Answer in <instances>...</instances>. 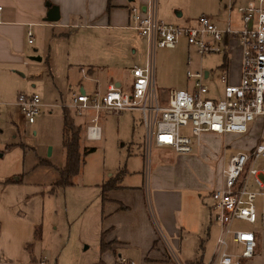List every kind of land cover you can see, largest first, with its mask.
<instances>
[{
	"label": "rangeland",
	"instance_id": "1",
	"mask_svg": "<svg viewBox=\"0 0 264 264\" xmlns=\"http://www.w3.org/2000/svg\"><path fill=\"white\" fill-rule=\"evenodd\" d=\"M165 1L167 0H159L160 12ZM247 1L233 0L230 11L225 5L228 0H178L177 8L178 10L185 9V15L190 12L197 14L205 12L209 15L214 13L212 16L222 25L228 23L230 15L232 24L235 25V20L240 16L239 6ZM176 10L172 11L175 15ZM179 18L176 15V17L165 20L181 22L182 17ZM54 28L44 27L45 37L41 30L43 28L34 31L37 41L29 44L30 53L26 55L28 64L14 68L13 76L9 74L10 77H8L4 71H0V91L11 96L10 99L0 96V102L5 103L9 100L10 106L17 111L15 121L9 120L10 122L6 123L3 120L5 124L0 127L4 129L0 135L6 139V142H21L22 140L24 142V144L6 149V153L0 156V177L5 176L6 171H11L9 172L11 175L22 174L26 180L45 186L44 228L45 245H48L50 249L48 262L93 264L99 259L97 231L99 222L95 217L97 211L94 210L96 208L94 203L105 184L111 180H123L124 183H145L147 186L149 176L155 171L154 162L171 164L177 162L173 158L162 156L161 148L155 145L148 146L146 128L142 123L140 111L107 110L103 112L98 121L103 134L102 138L86 141L87 144L95 147L93 150L85 153L84 146L82 148L84 161L80 171L73 178L74 183L56 186L54 190H51L52 183L59 175L58 167L61 166L60 163L63 164L65 154V150L61 149L64 126L63 107L43 106L36 121L29 122L15 103L17 93L18 91L38 92L43 101L50 102L61 100L60 90L64 98L69 97L71 92L77 89L75 82L70 79L73 72L77 73L75 64L73 63L72 66L69 64L75 58L71 51L81 42V33H84L82 38L84 39L87 32L97 33L98 31L86 26L70 27L65 29L69 32L64 34L65 37H59L54 35L59 28ZM110 33L112 34V46L108 55H104L102 59L100 56H94V64L101 70L103 69L104 75L113 66L121 70L126 67L129 71L130 67L135 64H145L148 49L145 36L140 35L137 29H132L129 32V40L125 44L115 38V33L119 34V30L112 29ZM51 50L55 53L57 60L53 66V73L50 72L46 58ZM188 54L193 56V67L201 66L204 70H211L206 82L210 88L208 95L213 98L223 96L225 82L222 74L226 72L228 61L233 78H238L241 71L243 53L240 40L230 41L227 54L211 52L201 56L187 39L182 37L176 47L157 48L156 80L157 89L161 95H165L170 88L187 87V82H189L186 76ZM33 55L43 56V58L37 60L32 58ZM32 68L36 71L32 72ZM132 79L129 78L127 83L130 84ZM18 117L24 120L23 123H19V127L17 126L20 122ZM14 134L17 136L14 137ZM257 134V129H251L247 133L204 132L199 142L195 138L193 151L189 153L192 156L185 157L180 163L178 162L186 174L198 176L205 184L194 194L197 200L196 209L200 211L201 216L198 221L201 235L205 238L200 254H204L205 259L210 256L218 233L217 224L213 221L211 190L221 182L220 171L231 155L252 145L257 139ZM44 157L50 161L46 162ZM258 164L264 166V157L258 160ZM244 226L252 225L244 223ZM259 243L261 247L264 245V226L259 231ZM177 254L185 264L183 255L179 251ZM132 256L133 260L141 263L138 253ZM259 261V264H264V251Z\"/></svg>",
	"mask_w": 264,
	"mask_h": 264
},
{
	"label": "crops",
	"instance_id": "2",
	"mask_svg": "<svg viewBox=\"0 0 264 264\" xmlns=\"http://www.w3.org/2000/svg\"><path fill=\"white\" fill-rule=\"evenodd\" d=\"M151 1L111 0L109 6V0H0V71H4L10 77L9 74L11 76L14 74V68L28 64L26 55L30 53L29 44L37 41L35 30L43 28L41 30L45 37L44 27H56L59 31L54 32V35L60 37L69 33L65 29L70 27L86 26L97 29V33L87 32L84 39H82L84 33H81V42L71 51L75 58L69 64L71 66L75 64L78 75L73 72L70 79L75 82L77 89H74L66 98L60 90L62 95L60 101H44L54 104L44 106H62L64 121L65 109L69 107L61 103H68L74 93L106 90L112 83L123 89L130 88L131 83L128 84L127 81L133 77L131 67L128 71L126 67L121 70L113 66L104 75L103 69L101 70L94 64V56H100L102 59L104 55H108L112 46V34L110 33L112 29L119 30V34L115 33V38L126 44L129 40V32L135 29L131 25L130 6L138 5L146 9ZM155 1L156 13L163 19L177 15L178 19L182 17V21L178 23H187L199 15L194 12L185 15V9L178 10L177 8L178 0L165 1L160 12L159 0ZM51 5L59 7L60 18L58 20L46 18ZM173 9H177L176 15L172 13ZM212 15L214 16V13ZM212 15H210L212 20L219 26L227 25H222ZM235 23H238V19ZM29 30L33 31V42L28 41ZM145 40L147 42L146 38ZM42 58L43 56L40 59ZM46 58L50 72L53 73V66L57 61L55 53L52 50L49 51ZM226 69L229 72L230 81L238 82L240 73L238 78L232 77L229 61ZM35 71L36 69L32 68V72ZM207 71L211 73V70ZM187 83V87L182 88H188L190 81ZM0 96L11 98L9 94L2 91H0ZM6 101L0 104V126L5 122H10L9 120L15 121V114H17V111L10 106L9 100ZM69 109L75 122L81 127L82 148L83 146L84 148L90 147L86 141L102 138L101 126L97 136L88 134V126L94 123L92 118L96 114L93 109L83 114H77L71 108ZM103 112L107 110L99 112L97 122L101 119ZM3 115H6V118ZM18 119L20 122L17 126L19 127V123H23L24 120H20V117ZM3 129L0 127V133ZM16 136L14 134V137ZM18 144H24L23 140L6 142V139L0 135V156L6 153V149H11ZM159 148L162 149L160 153L162 156L173 158L177 163L156 161L154 162L155 171L149 176L147 186L145 183L133 184L124 183L123 180L116 181L117 184L108 187L105 193L103 188L95 200L94 210L97 211L95 217L99 222L97 229L99 259L93 264L115 263L120 256L134 259L132 255H137V253L142 264H184L177 251L183 255L185 264H203L207 260L204 254H200L205 238L201 235L198 222L201 216L200 211L196 209L197 200L194 195L205 184L198 176L186 174L185 170L179 166L183 158H188L192 154L178 153L170 147ZM61 149L65 150L63 139ZM65 157L66 154H64L63 163ZM44 160L50 161L46 157ZM9 172L11 171H6V175L0 177V252L2 256L0 264H37L41 259L49 260L50 249L48 245H45L44 228L45 186L26 180L22 174L14 176ZM127 173L130 174L129 171ZM220 175L222 177V169ZM221 183L222 180L215 187ZM103 241L108 243L105 248H102ZM263 251L264 245L261 247V243H258L257 253L249 260V264H259Z\"/></svg>",
	"mask_w": 264,
	"mask_h": 264
},
{
	"label": "built area",
	"instance_id": "3",
	"mask_svg": "<svg viewBox=\"0 0 264 264\" xmlns=\"http://www.w3.org/2000/svg\"><path fill=\"white\" fill-rule=\"evenodd\" d=\"M233 0L226 2L229 9ZM1 8V7H0ZM131 25L147 39L145 64L131 67L133 79L129 89L115 84L106 90L74 93L68 103L77 114L93 109V124L88 134L97 136L100 129L98 114L104 110L121 112L138 110L146 128L148 146L170 147L178 153L193 151L195 138L199 142L205 131L218 133H247L257 129L256 141L245 150L231 155L222 168V183L211 190L213 221L218 233L215 246L203 264H249L257 253L259 231L264 226V0H248L239 6L238 23L232 24L229 15L225 27L214 22L210 15L201 13L187 23L167 21L156 13V1L146 9L130 6ZM184 37L195 51L203 56L211 52L226 53L232 39L242 44L240 79L232 82L229 72L222 74L225 82L223 96L213 98L206 73L193 67V56L188 57L186 76L188 88H170L161 95L156 86V51L158 47H175ZM28 41H34L28 31ZM15 103L25 116L34 122L45 103L38 92L21 91ZM1 104V102H0ZM244 223L252 226L245 227ZM1 235V233H0ZM0 252V259H1ZM37 264L50 263L41 259ZM110 264V263H100ZM111 264H142L120 256Z\"/></svg>",
	"mask_w": 264,
	"mask_h": 264
},
{
	"label": "trees",
	"instance_id": "4",
	"mask_svg": "<svg viewBox=\"0 0 264 264\" xmlns=\"http://www.w3.org/2000/svg\"><path fill=\"white\" fill-rule=\"evenodd\" d=\"M111 0H109L110 6ZM63 146L65 148V161L58 167L59 175L52 183V189L56 186H64L66 184L74 183V176L80 171L84 161L83 151L81 145V127L75 122L74 116L69 108L64 112V126H63ZM95 147H85V153L93 150ZM115 180H111L104 186V193L108 187L115 186ZM108 243L102 242V248H105Z\"/></svg>",
	"mask_w": 264,
	"mask_h": 264
},
{
	"label": "water",
	"instance_id": "5",
	"mask_svg": "<svg viewBox=\"0 0 264 264\" xmlns=\"http://www.w3.org/2000/svg\"><path fill=\"white\" fill-rule=\"evenodd\" d=\"M46 18L48 20H58L60 18V10L58 5H51ZM32 58L40 59L41 57L37 55H33ZM206 73H208L207 70Z\"/></svg>",
	"mask_w": 264,
	"mask_h": 264
}]
</instances>
